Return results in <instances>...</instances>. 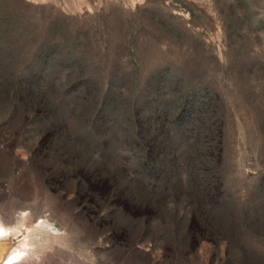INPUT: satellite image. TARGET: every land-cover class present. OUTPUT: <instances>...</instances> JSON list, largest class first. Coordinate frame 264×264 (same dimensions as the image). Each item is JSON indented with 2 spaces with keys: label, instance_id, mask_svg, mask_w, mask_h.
Wrapping results in <instances>:
<instances>
[{
  "label": "rangeland",
  "instance_id": "1",
  "mask_svg": "<svg viewBox=\"0 0 264 264\" xmlns=\"http://www.w3.org/2000/svg\"><path fill=\"white\" fill-rule=\"evenodd\" d=\"M0 218L14 264H264V0H0Z\"/></svg>",
  "mask_w": 264,
  "mask_h": 264
},
{
  "label": "bare ground",
  "instance_id": "2",
  "mask_svg": "<svg viewBox=\"0 0 264 264\" xmlns=\"http://www.w3.org/2000/svg\"><path fill=\"white\" fill-rule=\"evenodd\" d=\"M25 212V211H23ZM6 214V213H5ZM20 214V213H19ZM23 216H25L24 214L26 213H22ZM28 214V213H27ZM16 215V214H15ZM21 216V214H20ZM22 217V216H21ZM2 218V217H1ZM0 218V237H7L9 235H18L20 233H22L21 228H19L17 225L14 227H11L12 229H9L8 227L5 226V223L3 222V218ZM23 221L25 220V218L23 217L22 219ZM27 220V219H26ZM21 221V220H20ZM29 221V220H28ZM18 222V221H17ZM27 222V221H26ZM14 223V222H13ZM16 223V222H15ZM14 223V224H15ZM30 223V222H29ZM28 223V224H29ZM23 224V222H22ZM20 225V224H19ZM27 226L25 224H23V227ZM26 229V228H25ZM30 229V228H29ZM19 236V235H18ZM29 236V235H28ZM26 237V236H25ZM8 239L4 240L6 242ZM4 242L1 246H0V264H14L17 261L21 260V258L24 256L25 254V248H17L14 249L12 252H10V245L9 243Z\"/></svg>",
  "mask_w": 264,
  "mask_h": 264
}]
</instances>
